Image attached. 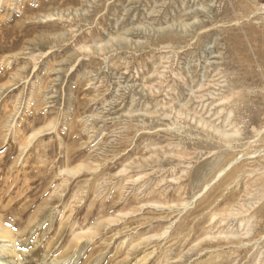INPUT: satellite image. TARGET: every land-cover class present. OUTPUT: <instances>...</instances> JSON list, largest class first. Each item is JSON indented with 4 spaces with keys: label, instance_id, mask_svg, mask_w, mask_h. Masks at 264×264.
<instances>
[{
    "label": "rangeland",
    "instance_id": "374dc122",
    "mask_svg": "<svg viewBox=\"0 0 264 264\" xmlns=\"http://www.w3.org/2000/svg\"><path fill=\"white\" fill-rule=\"evenodd\" d=\"M0 157L6 261L264 264V0H0Z\"/></svg>",
    "mask_w": 264,
    "mask_h": 264
},
{
    "label": "bare ground",
    "instance_id": "6f19581e",
    "mask_svg": "<svg viewBox=\"0 0 264 264\" xmlns=\"http://www.w3.org/2000/svg\"><path fill=\"white\" fill-rule=\"evenodd\" d=\"M16 113H17V112H16ZM16 115H17V114H16ZM13 117H14V116H13ZM3 124H4V123H3ZM9 124H10V123H9ZM9 124H8V125H9ZM12 125H13V124H12ZM11 127H12V126H11ZM15 130H16V129H15ZM22 135H23V134H21V136H22ZM23 138H24V137H23ZM14 143H15V142H14ZM16 144H17V143H16ZM5 146H6V145H5ZM18 151H19V150H18ZM8 155H9V154H8ZM14 156H15V155H14ZM0 158H1V157H0ZM15 158H16V157H15ZM10 160H11V159H10ZM0 163H1V161H0ZM14 164H15V163H14ZM20 165H21V164H20ZM2 166H3V165H2ZM7 166H8V165H7ZM23 166H24V165H23ZM4 167H5V166H4ZM2 175H3V174H2ZM14 176H15V175H14ZM0 177H1V176H0ZM3 177H4V175H3ZM14 179H15V178H14ZM21 181H22V180H21ZM1 182L4 183V181H2V180H1ZM5 183H7V182H5ZM4 186H6V185H4ZM16 186H17V185H16ZM18 186H19V185H18ZM6 187H7V186H6ZM21 187H22V186H21ZM0 188H1V187H0ZM7 189H9V188H6V190H7ZM16 189H17V188H16ZM53 189H54V188H53ZM65 189H66V188H65ZM20 190H21V189H20ZM20 190H19V191H20ZM0 191H1V189H0ZM2 191H3V190H2ZM19 191H18V192H19ZM6 192H7V191H5V193H6ZM5 193H3V194L5 195ZM1 196H2V195H1ZM6 196H7V195H6ZM15 196H16V195H15ZM20 196H21V195H20ZM57 196H58V195H57ZM21 197H22V196H21ZM58 197H59V196H58ZM0 199H2V198H0ZM22 199H23V198H22ZM5 200H6V199H5ZM24 200H25V199H24ZM74 200H75V199H74ZM6 201H7V200H6ZM47 201H48V200H47ZM54 201H55V200H54ZM15 202H16V201H15ZM5 204H6V203H5ZM17 205H18V204H17ZM10 209H11V208H10ZM60 210H61V209H60ZM71 213H72V212H71ZM71 213H70V214H71ZM3 216H4V215H3ZM68 216H69V215H68ZM58 218H59V217H58ZM5 219H6V218H5ZM67 219H68V218H67ZM247 228H248V227H247ZM241 233H242V232H241ZM77 234H78V233H77ZM77 234H75V235H77ZM241 236H242V235H241ZM246 236H247V235H246ZM76 238H79L78 235L76 236ZM74 239H75V237H74ZM245 239H246V238H245ZM70 241H71V240H70ZM3 243H4V242H3ZM3 243H2V245H3ZM4 244H5V243H4ZM6 244H7V243H6ZM249 244H251V243H249ZM243 246H244V245H243ZM248 246H249V245H248ZM4 248H5V247H4ZM0 249H3L2 246L0 247ZM3 250H4V249H3ZM5 250H6V249H5ZM7 252H8V250H7ZM14 252H15V251H14ZM3 253L5 254V252L2 251L1 254H3ZM8 253H9V252H8ZM1 254H0V255H1ZM5 256H6V255H5ZM12 257H13V256H12ZM7 259H8V257H7ZM0 264H21V261H20V260H17V261H6V260H4V258H1V257H0Z\"/></svg>",
    "mask_w": 264,
    "mask_h": 264
}]
</instances>
